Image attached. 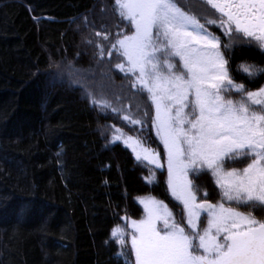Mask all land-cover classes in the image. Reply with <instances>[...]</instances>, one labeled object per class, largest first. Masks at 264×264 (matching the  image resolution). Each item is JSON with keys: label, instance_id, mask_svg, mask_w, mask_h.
Instances as JSON below:
<instances>
[{"label": "trees", "instance_id": "obj_1", "mask_svg": "<svg viewBox=\"0 0 264 264\" xmlns=\"http://www.w3.org/2000/svg\"><path fill=\"white\" fill-rule=\"evenodd\" d=\"M175 2L201 23L205 12L213 18L214 10L200 0ZM112 3L0 0V264H134L130 244L122 248L111 234L116 227L130 233L129 222L144 218L140 198L166 203L187 229L183 207L168 187L151 102L131 87V75L116 68L123 58L109 56L110 43L103 40L105 33L110 40L119 31L130 34L129 22ZM205 26L220 37L233 81L247 91L264 88V72L249 77L240 67L264 69V50ZM97 43L105 50L103 59ZM89 94L109 107L94 105ZM226 95L240 99L235 92ZM125 114L145 123L133 126ZM117 135L158 152L163 168L138 161L121 140L110 142ZM246 159L227 161L228 170L245 167ZM189 179L199 189L198 201H221L209 172L190 173ZM21 201L32 203L28 218L18 221L11 208ZM247 210L264 218L259 205ZM202 214L201 230L207 227Z\"/></svg>", "mask_w": 264, "mask_h": 264}, {"label": "snow or ice", "instance_id": "obj_2", "mask_svg": "<svg viewBox=\"0 0 264 264\" xmlns=\"http://www.w3.org/2000/svg\"><path fill=\"white\" fill-rule=\"evenodd\" d=\"M200 2L214 10L213 18L203 13L204 23L175 0H113V10L129 22L125 27L130 34L119 31L111 40L110 33L103 34L110 43L108 55L115 52L123 58L116 68L131 75L132 88L147 93L154 109L152 127L166 156L168 187L183 205L187 222L186 229L165 204L140 198L144 218L129 222L130 233L116 227L111 234L122 248L130 244L134 264H264V218L247 210L256 205L264 209V88L247 91L233 81L220 37L205 26L264 49V0ZM96 47L103 59L102 44ZM240 67L249 77L264 72L254 65ZM232 92L240 99L226 95ZM89 99L109 107L91 94ZM123 119L133 126L145 123L127 114ZM120 139L117 135L110 142ZM123 142L138 161L164 166L160 154L139 140L129 136ZM242 157L247 158L245 167L228 170L227 161ZM202 171L209 172L220 189V202L198 201L199 189L189 174ZM152 179L154 174L149 182ZM31 203L13 205L12 215L18 221L27 219ZM202 213L207 214V227L201 230Z\"/></svg>", "mask_w": 264, "mask_h": 264}, {"label": "rangeland", "instance_id": "obj_3", "mask_svg": "<svg viewBox=\"0 0 264 264\" xmlns=\"http://www.w3.org/2000/svg\"><path fill=\"white\" fill-rule=\"evenodd\" d=\"M252 44L253 45H255V46H257V47H259L255 42H252ZM260 48V47H259ZM261 49V48H260ZM261 50H264V49H261ZM261 99H264V97H262ZM156 133V132H155ZM157 136V135H156ZM127 137H129L128 135H126V136H124V137H121V141L123 142V140L124 139H126ZM158 138V137H157ZM134 139H136V140H139V139H137V138H134ZM140 141V143L143 145V147H145V148H148V149H151V148H149V147H147V146H145V144H143L142 142H141V140H139ZM160 141V140H159ZM124 143V142H123ZM125 145V144H124ZM131 152H132V150H131V148H129V147H127ZM139 150V149H138ZM152 151H154V152H156L155 150H153V149H151ZM133 153V152H132ZM158 153V152H157ZM133 155L135 156V154L133 153ZM135 158H136V156H135ZM140 161H144V162H147L146 160H140ZM148 163V162H147ZM161 163L163 164V161H162V159H161ZM150 165H152V164H150ZM154 166V165H153ZM155 167V166H154ZM163 168V167H162ZM162 168H160V169H162ZM166 168H167V165H166ZM175 199V198H174ZM158 201V200H157ZM175 201L176 202H178V204L180 205V207H179V210H182V207H183V205L178 201V200H176L175 199ZM160 202H162V201H160ZM163 204H165L166 205V203H164V202H162ZM167 207H168V209L172 212V214H173V218L176 220V222L178 221L177 220V217H176V214H174L173 213V211H172V209H171V207L170 206H168V205H166ZM143 207V206H142ZM204 216H203V214H201V217H200V221L202 220V218H203ZM178 223V222H177Z\"/></svg>", "mask_w": 264, "mask_h": 264}, {"label": "bare ground", "instance_id": "obj_4", "mask_svg": "<svg viewBox=\"0 0 264 264\" xmlns=\"http://www.w3.org/2000/svg\"><path fill=\"white\" fill-rule=\"evenodd\" d=\"M108 143V142H107Z\"/></svg>", "mask_w": 264, "mask_h": 264}]
</instances>
